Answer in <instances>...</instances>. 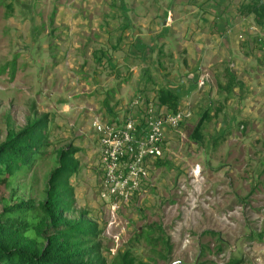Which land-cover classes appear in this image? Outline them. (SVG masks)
<instances>
[{
	"label": "rangeland",
	"instance_id": "rangeland-1",
	"mask_svg": "<svg viewBox=\"0 0 264 264\" xmlns=\"http://www.w3.org/2000/svg\"><path fill=\"white\" fill-rule=\"evenodd\" d=\"M29 4L35 14H23ZM54 4L0 0V141L10 127L49 115L51 144L12 179L15 196L36 201L45 197L56 149L77 147L73 130L51 123L55 97L45 95L59 89L50 76L60 58ZM188 104L184 108L191 109V116L166 133L162 154L142 159L138 171H130L135 158L125 155L119 169L106 175L109 166L100 144L91 168L85 166L87 150L77 152L83 167L70 177L76 209L68 215L87 211L99 223L108 264H121L125 255L146 264H264V118L220 117L219 100L198 108L193 100ZM207 110L211 117L197 141L192 131ZM3 190L0 209L8 193Z\"/></svg>",
	"mask_w": 264,
	"mask_h": 264
},
{
	"label": "crops",
	"instance_id": "crops-1",
	"mask_svg": "<svg viewBox=\"0 0 264 264\" xmlns=\"http://www.w3.org/2000/svg\"><path fill=\"white\" fill-rule=\"evenodd\" d=\"M54 1L59 89L45 95L51 123L87 150L86 169L100 157L95 120L143 118L161 85L181 108L219 100L220 117L264 118V25L240 14L244 0ZM29 6L23 14L36 13Z\"/></svg>",
	"mask_w": 264,
	"mask_h": 264
},
{
	"label": "trees",
	"instance_id": "trees-1",
	"mask_svg": "<svg viewBox=\"0 0 264 264\" xmlns=\"http://www.w3.org/2000/svg\"><path fill=\"white\" fill-rule=\"evenodd\" d=\"M239 12L253 13L256 22L264 25V0H244ZM157 98L170 111L178 110L179 95L171 88L161 85ZM210 117V111H205L194 126L192 136L197 141L202 140V124ZM48 124L49 115L44 114L19 129L10 127L0 141V189L8 191L1 199L0 264H108L101 250L99 223L87 211L68 215L76 209L70 177L80 168L78 147L68 144L56 149V165L48 173L43 199L14 194V174L29 168L51 144ZM121 264L146 263L125 255Z\"/></svg>",
	"mask_w": 264,
	"mask_h": 264
},
{
	"label": "built area",
	"instance_id": "built-area-1",
	"mask_svg": "<svg viewBox=\"0 0 264 264\" xmlns=\"http://www.w3.org/2000/svg\"><path fill=\"white\" fill-rule=\"evenodd\" d=\"M192 114L191 109L179 107L177 111H170L166 106L156 103L145 114L143 120L134 117L127 118L123 123L112 124L100 119L95 120V126L100 136L103 155L111 175L114 169H119L121 158L130 155L135 163L130 164V171H138L142 159L158 157L163 150L161 142L167 131L177 127ZM142 169V166H141Z\"/></svg>",
	"mask_w": 264,
	"mask_h": 264
}]
</instances>
